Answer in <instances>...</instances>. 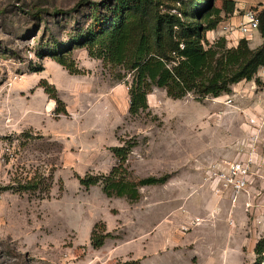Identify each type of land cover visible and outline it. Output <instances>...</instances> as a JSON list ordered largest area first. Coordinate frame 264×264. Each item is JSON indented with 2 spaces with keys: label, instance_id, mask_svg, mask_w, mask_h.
<instances>
[{
  "label": "rangeland",
  "instance_id": "rangeland-1",
  "mask_svg": "<svg viewBox=\"0 0 264 264\" xmlns=\"http://www.w3.org/2000/svg\"><path fill=\"white\" fill-rule=\"evenodd\" d=\"M150 2L178 17L186 6ZM106 6L0 0V264H252L264 237V169L234 200L213 182L251 148L264 160V126L253 145L252 131L241 129L252 114L247 82L203 100L152 87L147 108L131 115V73L77 43L97 12L109 20ZM116 148L127 151L123 179L167 175L166 183L141 188L134 203L82 187L119 164ZM97 223L109 237L93 249Z\"/></svg>",
  "mask_w": 264,
  "mask_h": 264
},
{
  "label": "trees",
  "instance_id": "trees-1",
  "mask_svg": "<svg viewBox=\"0 0 264 264\" xmlns=\"http://www.w3.org/2000/svg\"><path fill=\"white\" fill-rule=\"evenodd\" d=\"M185 1V10L178 17L153 12L150 0H107L105 15H110L109 20L104 23L97 12L90 36L77 39L89 55L106 59L131 73L128 109L131 115L147 108L146 97L152 87L163 89L166 96L174 100L189 94L196 100H203L222 98L239 83L254 81L260 85L257 74L264 67V9L256 11L262 45L252 50L247 40L241 39L235 47L228 48L224 38L210 42L207 34L217 28L222 13L234 12L235 3L232 0ZM216 2L220 3L219 7L215 6ZM40 13L38 11L35 16ZM55 47L61 48L57 43ZM94 47L96 53L92 50ZM58 63L63 65L60 60ZM45 92L62 106L56 94H51L46 87ZM56 111L62 113L63 109L57 107ZM113 154L119 164L108 175L86 176L79 180L80 185L85 189L101 185L105 197L134 203L140 199L141 188L166 183L167 175L126 181L122 174L125 173L127 151L116 148ZM108 237L105 225L97 223L90 233V245L99 249ZM253 253L252 264H264V237L255 244Z\"/></svg>",
  "mask_w": 264,
  "mask_h": 264
},
{
  "label": "built area",
  "instance_id": "built-area-1",
  "mask_svg": "<svg viewBox=\"0 0 264 264\" xmlns=\"http://www.w3.org/2000/svg\"><path fill=\"white\" fill-rule=\"evenodd\" d=\"M264 9V4L260 6H255L248 9L244 16L243 21L239 25L238 30L240 34L248 40L253 32H257L258 29V16L257 10ZM257 78L260 82V86L256 87L255 91L259 92L261 90L259 97L256 98V106L251 109L252 114H245V125L252 131L249 142L253 143L258 141V134L261 132L264 126V67L261 68L257 74ZM255 83V82H254ZM255 149L251 148V154L246 158V160H232L227 162L222 168V171L215 172L213 174V182L220 188L216 190L219 193L221 190H229L230 197L234 200L239 193H242L245 188L253 182L258 172L264 169V163H260V160ZM212 176V174H210ZM221 189V190H220Z\"/></svg>",
  "mask_w": 264,
  "mask_h": 264
},
{
  "label": "crops",
  "instance_id": "crops-1",
  "mask_svg": "<svg viewBox=\"0 0 264 264\" xmlns=\"http://www.w3.org/2000/svg\"><path fill=\"white\" fill-rule=\"evenodd\" d=\"M235 3V9L232 15H228L230 18L227 21H221L217 28L207 34V38L210 42L215 41L216 37H222L226 40V46L228 48L235 47L239 40L245 39L239 32L238 27L243 21V16L245 12L255 6H260L264 4V0H232ZM211 37V39H210ZM218 39V38H217ZM248 46L250 49L255 50L262 45V39L257 32H253L252 36L247 40ZM248 88V98H251L250 107L256 106V98L259 97L260 93L255 91L254 81L245 83ZM241 129L244 132H249V129L244 124ZM215 195V194H214ZM213 195V196H214ZM215 198V196H214ZM217 199V198H216ZM264 200H262L263 202Z\"/></svg>",
  "mask_w": 264,
  "mask_h": 264
}]
</instances>
